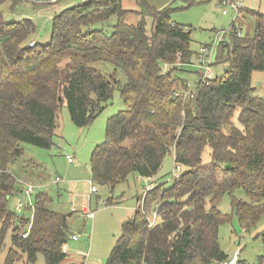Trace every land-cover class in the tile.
I'll list each match as a JSON object with an SVG mask.
<instances>
[{
  "label": "trees",
  "instance_id": "trees-1",
  "mask_svg": "<svg viewBox=\"0 0 264 264\" xmlns=\"http://www.w3.org/2000/svg\"><path fill=\"white\" fill-rule=\"evenodd\" d=\"M6 1L14 9L21 0H0V7ZM124 1L84 0L59 11L43 45L28 44L35 29L30 19L5 21L0 8V249L8 232L11 242L3 264L23 256L32 264L39 254L45 264L66 258L71 213L52 210L45 191L34 195L31 218L11 211L7 198L20 187L9 167L23 155L22 144L52 146L62 104L74 125L86 127L116 88L124 108L107 118L103 141L91 149V181L112 191L132 173L152 178L170 151L182 172L169 186L156 181L137 197L105 264L227 260L218 242L219 227L230 220L218 209L226 194L245 231L264 218V98L251 84L252 72L264 71V13L244 10L253 17V35L239 36L231 24L230 40L217 46L213 63H227L224 76L192 87L185 68L163 70L165 63L184 65L198 54L190 46L191 30L171 19L175 0L161 8ZM97 60L122 69L125 81L89 65ZM189 89L194 92L184 97ZM206 147L210 160L203 162ZM238 189L245 201L235 197ZM256 236L263 248L256 264H264V228ZM235 264L251 263L236 255Z\"/></svg>",
  "mask_w": 264,
  "mask_h": 264
},
{
  "label": "rangeland",
  "instance_id": "rangeland-1",
  "mask_svg": "<svg viewBox=\"0 0 264 264\" xmlns=\"http://www.w3.org/2000/svg\"><path fill=\"white\" fill-rule=\"evenodd\" d=\"M84 0H60L59 7H54L49 0H21L17 7L11 8L10 2L6 1L1 5L2 17L5 21H19L27 18L33 21L34 31L29 35L28 40H34L37 44H46L51 30V16L58 12L59 8H65L70 4H77ZM242 5L260 10L264 13V0H237ZM124 5L135 7L133 1L125 0ZM177 8L171 15V19L181 25H185L191 30V49L198 51L200 46L215 38V33L222 29H227L232 21L231 11L227 15H222L221 7L217 0H175L172 3ZM244 19V17H241ZM238 22L240 17H237ZM245 20V19H244ZM243 20V21H244ZM248 23V22H247ZM113 21H109L105 27L106 31L111 30ZM151 25L148 21L149 28ZM105 26V24H104ZM243 35H251L253 32V22L242 26ZM225 40L229 41L228 33ZM89 65L100 70L108 78L113 76L120 84L125 81V74L122 69L115 68L111 63L104 60L90 62ZM63 64L61 65V67ZM226 62H219L213 68V73L217 77H222L227 69ZM191 73H183V77L189 81L193 87L196 80V71L187 67ZM251 84L254 87V95L264 98V71H253L251 74ZM119 90L116 88L112 99L104 104L102 112L86 127H77L71 121L66 104L58 109L56 113V129L52 138V146L48 149L40 148L30 144H22L23 155L17 157L9 169L18 180L32 183L38 186L31 194L30 203L33 206L34 195L38 191H45L52 197L50 208L61 213H68L71 207L80 211L81 205L86 204L84 180L89 176V156L95 144L103 141L105 133V122L108 117L123 109ZM238 126L239 123L236 120ZM210 148L206 147L202 153L203 162H208ZM73 155L74 162L68 163L65 154ZM174 167L173 152H168L160 168L152 180L146 181L134 173L130 174L123 182L116 184L112 190L108 186L95 184L98 189L97 195L92 197L91 210L95 211V218L72 215L68 218V230L76 239H69L66 242L65 251L67 257L62 264H105L115 238L121 232L120 223L117 221L119 215L130 211L138 205L137 197L142 196L147 184L152 182H165V186L171 184V172ZM42 176L44 180L41 182ZM59 176L62 183L55 184L54 178ZM39 184V185H38ZM235 197L246 200L241 189L234 192ZM8 208L18 216L29 217L31 208H23L17 211L15 206L18 200L22 202L27 198L18 192L8 196ZM107 200L112 203L107 204ZM231 200L228 194L224 195L218 203V209L230 216V220L219 227L218 242L220 248L228 255V259L237 255L251 264H256L259 256L263 254L261 239L256 234L264 228V218L262 217L256 228L245 231L239 224L235 215L231 214ZM111 204V205H110ZM118 207V208H116ZM154 219L152 215L151 220ZM10 233L6 235L4 243L0 249V264L4 263V258L10 247ZM24 256L15 264H25ZM32 264H45L42 254Z\"/></svg>",
  "mask_w": 264,
  "mask_h": 264
},
{
  "label": "built area",
  "instance_id": "built-area-1",
  "mask_svg": "<svg viewBox=\"0 0 264 264\" xmlns=\"http://www.w3.org/2000/svg\"><path fill=\"white\" fill-rule=\"evenodd\" d=\"M217 1H218V4L221 7H223V9L221 10L222 15H227L228 11L229 10L231 11L232 21H231L229 26L233 25L234 27H236L235 18H237L238 14L240 13V11L243 7L242 3L240 1H237V0H217ZM228 29H229V27H228ZM235 29H236V34L240 36L241 35L240 29H238V28H235ZM222 34H223L222 31L216 32L215 38L213 40H210L208 43L203 44L198 49V54L194 57V59L192 61V65L196 69V80H195L194 86L196 85V83H199L201 81L203 82L206 79H211L215 76V74L213 73L214 53H215L217 45L222 42ZM29 45H33V42H30ZM173 66H175L176 68H180V67H182V64L180 62H176L175 64H173ZM168 67H169V64L165 63L163 65V70H166ZM187 85L190 86V83H187ZM193 92H194V89L185 90L183 92V96L188 97ZM65 159L67 162H72L73 156L70 154H66ZM181 172H182L181 165L174 164L173 170L171 172V179L179 177ZM145 179L150 180V178H145ZM55 180L59 181L60 178L56 177ZM88 183H89L88 195L90 196L91 194L95 193L97 189H96L95 184L91 181V179L88 181ZM18 184L20 187L19 188V194L26 197L27 200L22 202V200L19 199L16 206H15V209L18 212L21 211L23 208H26V207H29L32 209L33 206L30 203V197H31V194L34 192V190L37 188V186L33 185L32 183L25 182L23 180H18ZM150 187H151L150 184L147 185L146 190L149 189ZM82 210L85 211V213L89 217H93L94 213H93V211L89 210V208H83ZM28 230H29V227L23 233V237H25L27 235ZM70 238L74 239L75 236H70ZM235 262H236V255H234L230 259H227L225 261L220 262V264H235Z\"/></svg>",
  "mask_w": 264,
  "mask_h": 264
},
{
  "label": "crops",
  "instance_id": "crops-1",
  "mask_svg": "<svg viewBox=\"0 0 264 264\" xmlns=\"http://www.w3.org/2000/svg\"><path fill=\"white\" fill-rule=\"evenodd\" d=\"M129 1V0H128ZM144 1H146L149 5H152V6H154L155 8H161V7H163V6H165L166 4H168L169 2H170V0H144ZM50 2V4H53L54 5V7H59V2H60V0H50L49 1ZM74 4L72 3V4H70V6H73ZM70 6H68V7H70ZM68 7H65V8H68ZM64 8V9H65ZM245 9H248V10H253V9H250V8H248V7H246V6H244L243 5V7H242V9H241V11H240V13L238 14V16L237 17H240V21L238 22V20H237V18H235V22H236V27H234V28H238V29H240V31H241V35H243V28H242V26L246 23V25H248V23H249V21L250 22H253V32H254V21H253V17L251 16V15H249L246 11H244ZM61 10H63V8H59L58 9V12L59 11H61ZM258 10V9H257ZM258 11H260V10H258ZM58 12H54V14H56V13H58ZM262 12V11H261ZM54 14L51 16V21H52V18H53V16H54ZM241 17H244V19H241ZM244 20V21H243ZM32 21V20H31ZM173 21V20H172ZM33 22V21H32ZM174 22V21H173ZM248 22V23H247ZM174 23H176V22H174ZM178 24V23H177ZM222 32H223V34H222V42L224 43V45L226 44V40H225V35L228 33V35L230 34V32H231V26H229V29L227 28L226 30L225 29H222L221 30ZM253 32H252V34L251 35H253ZM245 35V34H244ZM248 35V34H247ZM250 35V36H251ZM49 38H50V34H49ZM49 38H48V40L47 41H49ZM30 42H33V44L35 43V44H37V42H35L34 40H28V44L30 43ZM221 42V43H222ZM219 45V44H218ZM217 45V46H218ZM216 50H217V47H216ZM216 50H215V53H214V60H215V55H216ZM193 59H194V57H192V59L190 60V62L189 63H187V64H184V65H182V68H185V73H191L190 72V70H188L187 69V67H191V68H193V71L195 70L196 71V69H195V67L192 65V61H193ZM171 66H173V65H169V67L168 68H170ZM167 68V69H168ZM213 68H214V66H213ZM166 69V70H167ZM196 73V72H195ZM188 83H189V81H188ZM96 145V144H95ZM68 154V153H67ZM66 155V154H65ZM73 156V155H72ZM74 162V158H73V161L72 162H68V163H73ZM89 176H90V169H89ZM37 177L38 178H41L42 176H39V174L37 175ZM56 177H59V176H56ZM55 177V178H56ZM43 178V177H42ZM55 178H54V182H55V184H58V183H62V179L60 178V180L59 181H56L55 180ZM153 178H155L154 176L152 177V178H150V180H152ZM17 179V178H16ZM44 180V178L43 179H41V182H40V184L42 183V181ZM90 179H86V180H84V185H85V198H86V204H82L81 205V208H80V211H78V210H75V208H74V206H72L71 207V211L70 212H68V213H71V216L72 215H76V214H80V215H82V216H85V217H89L86 213H85V211H83L82 209L83 208H89V210H91V200H92V197L93 196H95V195H97V192H98V189L96 190V192L95 193H93V194H91L90 196L88 195V192H89V183H88V181H89ZM146 181H148V180H146ZM153 181V180H152ZM154 181H155V183H156V180L154 179ZM152 182H150L149 184H151ZM149 184H147V185H149ZM39 185V184H38ZM38 187V186H37ZM112 192V191H111ZM18 193H19V191H18ZM112 203V202H111ZM111 205V204H110ZM26 208H29V207H26ZM116 208H118V207H116ZM134 210H135V208L133 209V212H134ZM91 211H93V210H91ZM58 212V211H57ZM61 213V212H60ZM68 213H64V214H68ZM93 217H89V218H91V219H93V218H95V211H93ZM31 214H32V209H31ZM129 214H130V211L129 212H127V213H124L123 212V214L122 215H119L120 217H118V222L120 223V226L122 225V223L123 222H125L126 220H128L130 217H129ZM133 214V213H132ZM30 218H31V215H30ZM70 235H72V236H74L73 234H70ZM72 239V238H71ZM74 239H76V237L74 238ZM116 239V238H115ZM65 247L66 246H64V249H65ZM67 257V256H66Z\"/></svg>",
  "mask_w": 264,
  "mask_h": 264
},
{
  "label": "water",
  "instance_id": "water-1",
  "mask_svg": "<svg viewBox=\"0 0 264 264\" xmlns=\"http://www.w3.org/2000/svg\"><path fill=\"white\" fill-rule=\"evenodd\" d=\"M225 167H226V168H229L230 166H229L228 164H225Z\"/></svg>",
  "mask_w": 264,
  "mask_h": 264
}]
</instances>
